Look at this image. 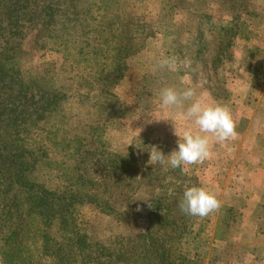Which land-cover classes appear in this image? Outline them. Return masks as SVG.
Returning a JSON list of instances; mask_svg holds the SVG:
<instances>
[{"label": "rangeland", "instance_id": "1", "mask_svg": "<svg viewBox=\"0 0 264 264\" xmlns=\"http://www.w3.org/2000/svg\"><path fill=\"white\" fill-rule=\"evenodd\" d=\"M34 2L58 7L60 27L55 42L61 45L32 53L28 70L36 74L49 64L56 65L65 86L73 85L77 93L71 111L79 122L105 123L108 147L113 151L125 152L135 141L132 164L137 166L136 174L144 175V184L132 183L130 178L124 187H114L103 197L110 199L109 213L91 208L85 217L109 238L144 232L147 225L136 217L131 220L129 213L133 216L137 208L147 205L152 194L147 181L148 169L153 167L146 163L148 151L157 146L168 154L185 130L198 131L182 111L162 106L159 90L194 87L205 103L229 109L236 135L218 142L208 134L210 155L202 163L183 169L154 165V181L173 189V217L180 218L175 210L183 191L191 186L213 193L220 204L205 217L186 215V238L170 244V259L175 264H264V0ZM232 27L236 33L228 35ZM127 34L142 49L127 60L122 79L110 82L107 90L115 98L103 103L99 96L105 84L102 79L109 78L98 79L95 73L111 60L95 66L94 54L111 38L129 41ZM73 36L78 41L70 48ZM64 50L77 56L73 66L74 57L66 61ZM104 53L108 51L98 54L104 57ZM167 56L177 58L178 71L158 68V61ZM186 60L191 61L190 67L183 66ZM136 184H140L138 189ZM161 190L156 187L155 193ZM116 212H123V217L117 219ZM183 258L188 262H182ZM0 264H7L1 255Z\"/></svg>", "mask_w": 264, "mask_h": 264}, {"label": "trees", "instance_id": "2", "mask_svg": "<svg viewBox=\"0 0 264 264\" xmlns=\"http://www.w3.org/2000/svg\"><path fill=\"white\" fill-rule=\"evenodd\" d=\"M59 15L58 7L46 2L0 0V255L7 264H175L170 244L186 238V215L177 208L180 218L173 217V189L154 181V166L148 169L149 203L135 216L129 213L147 225L143 233L109 238L85 217L91 208L109 213L110 199L103 197L112 188L124 187L130 178L145 182L132 164L136 142L125 152L113 151L105 123L79 122L71 111L77 93L73 85L65 86L56 65L36 74L28 70L32 53L60 47L55 42ZM122 39L102 42L94 54L95 66L111 60L95 73L109 78L102 79L103 103L115 98L107 90L110 82L122 79L127 60L142 49L128 34L129 41ZM70 41L72 48L78 39ZM63 55L66 61L74 57L71 66L78 61L74 52ZM156 187L162 190L155 193Z\"/></svg>", "mask_w": 264, "mask_h": 264}, {"label": "clouds", "instance_id": "3", "mask_svg": "<svg viewBox=\"0 0 264 264\" xmlns=\"http://www.w3.org/2000/svg\"><path fill=\"white\" fill-rule=\"evenodd\" d=\"M184 67H190L191 61H184ZM158 68L176 72L180 68L174 56H167L158 61ZM159 99L164 107L180 110L185 117L193 121L198 131L185 130L177 141V147L164 154L157 146L149 152L148 165L159 164L164 169H183L185 165L202 163L210 155L209 135L218 142H224L236 135L235 123L226 106L208 104L203 94L198 96L194 87L177 89L174 86L159 90ZM182 214L192 217H205L216 211L220 204L215 195L202 187L191 186L183 191L178 202Z\"/></svg>", "mask_w": 264, "mask_h": 264}]
</instances>
